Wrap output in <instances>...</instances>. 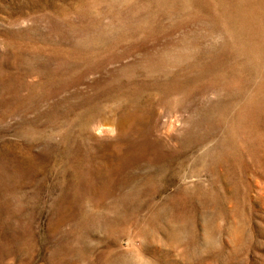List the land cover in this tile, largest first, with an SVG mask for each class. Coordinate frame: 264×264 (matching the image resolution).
Masks as SVG:
<instances>
[{"label": "rangeland", "instance_id": "1", "mask_svg": "<svg viewBox=\"0 0 264 264\" xmlns=\"http://www.w3.org/2000/svg\"><path fill=\"white\" fill-rule=\"evenodd\" d=\"M0 264H264L259 0H0Z\"/></svg>", "mask_w": 264, "mask_h": 264}, {"label": "bare ground", "instance_id": "2", "mask_svg": "<svg viewBox=\"0 0 264 264\" xmlns=\"http://www.w3.org/2000/svg\"><path fill=\"white\" fill-rule=\"evenodd\" d=\"M237 2V1H236ZM259 2L263 5V9H264V0H259ZM222 219V218H221ZM205 222V221H204ZM233 225H235V224H233ZM235 228V227H234ZM174 234V233H173ZM207 240H208V237H207ZM233 249H235V248H233Z\"/></svg>", "mask_w": 264, "mask_h": 264}]
</instances>
